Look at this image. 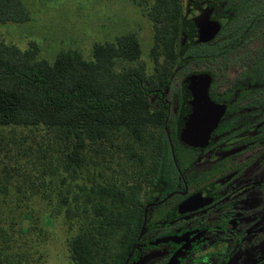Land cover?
Masks as SVG:
<instances>
[{"label":"trees","instance_id":"1","mask_svg":"<svg viewBox=\"0 0 264 264\" xmlns=\"http://www.w3.org/2000/svg\"><path fill=\"white\" fill-rule=\"evenodd\" d=\"M153 1L148 16L155 27L151 54L155 68L150 76L145 67L115 69L117 61L140 60L142 47L133 34L115 43L96 44L93 61L68 51L53 64L36 60L37 51L24 53L0 39V127L45 126L57 131L71 146L68 157L75 169L84 163L90 143L128 135L151 145L154 165L149 174L155 182L163 167L170 172L174 168L170 141L178 140V125L163 96L198 40L186 14V0ZM30 19L23 0H0V24ZM182 34L187 37L183 45ZM151 129L158 130V136ZM139 190L140 186L114 184L95 189L97 197L89 195L93 216L69 242L75 264L124 263L143 222ZM67 216L76 217L71 208Z\"/></svg>","mask_w":264,"mask_h":264},{"label":"rangeland","instance_id":"2","mask_svg":"<svg viewBox=\"0 0 264 264\" xmlns=\"http://www.w3.org/2000/svg\"><path fill=\"white\" fill-rule=\"evenodd\" d=\"M23 3L30 21L0 24V39L7 45L24 53L37 51L36 60L50 64L68 51L93 61L96 44L115 43L133 34L142 47L140 60L117 61L115 69L140 66L148 76L154 72L155 27L148 16L153 0ZM186 39L182 34V45ZM199 48L196 44L188 62L174 72L166 89L168 101H175L186 76L212 70L211 46ZM174 105L172 116L178 109L176 101ZM150 133L158 136L159 131ZM150 147L128 135L90 143L84 163L75 169L68 157L71 146L57 131L45 126L0 127V264H75L69 242L93 216L88 199L97 197L95 189L140 186L137 199L148 200L154 165ZM68 208L76 217L68 218Z\"/></svg>","mask_w":264,"mask_h":264},{"label":"flooded vegetation","instance_id":"3","mask_svg":"<svg viewBox=\"0 0 264 264\" xmlns=\"http://www.w3.org/2000/svg\"><path fill=\"white\" fill-rule=\"evenodd\" d=\"M186 1L188 16L191 4H213L207 20H188L198 48L211 46L213 68L198 74L212 79L222 115L199 145L177 129L174 168L139 201L143 222L123 264H264V0ZM174 96L173 116L163 97L178 125L182 85Z\"/></svg>","mask_w":264,"mask_h":264},{"label":"water","instance_id":"4","mask_svg":"<svg viewBox=\"0 0 264 264\" xmlns=\"http://www.w3.org/2000/svg\"><path fill=\"white\" fill-rule=\"evenodd\" d=\"M212 8L211 2L203 6L191 4L188 17L196 19L201 16L207 20ZM206 27L211 33L212 25ZM211 84L212 79L203 74L191 75L182 83L183 103L178 118V136L185 143L199 145L206 142L221 118L222 109L209 97Z\"/></svg>","mask_w":264,"mask_h":264}]
</instances>
